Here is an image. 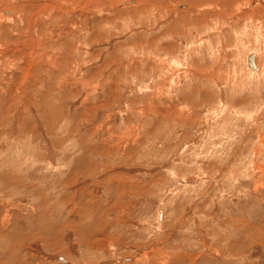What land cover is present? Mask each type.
Instances as JSON below:
<instances>
[{"label":"rangeland","instance_id":"374dc122","mask_svg":"<svg viewBox=\"0 0 264 264\" xmlns=\"http://www.w3.org/2000/svg\"><path fill=\"white\" fill-rule=\"evenodd\" d=\"M0 264H264V0H0Z\"/></svg>","mask_w":264,"mask_h":264},{"label":"water","instance_id":"95a60500","mask_svg":"<svg viewBox=\"0 0 264 264\" xmlns=\"http://www.w3.org/2000/svg\"><path fill=\"white\" fill-rule=\"evenodd\" d=\"M249 67L256 70V64H255V55H251L248 59Z\"/></svg>","mask_w":264,"mask_h":264},{"label":"bare ground","instance_id":"6f19581e","mask_svg":"<svg viewBox=\"0 0 264 264\" xmlns=\"http://www.w3.org/2000/svg\"><path fill=\"white\" fill-rule=\"evenodd\" d=\"M184 1H185V0H184ZM262 2H263V1H262ZM216 3H217V2H216ZM212 4H213V3H212ZM220 4H222V3H220ZM203 5H204V4H203ZM227 5H228V4H227ZM227 5H226V6H227ZM234 11H235V10H234ZM246 13H247V12H246ZM252 55H255V54H252ZM250 56H251V55H250ZM255 64H256V62H255ZM256 68H257L256 71H259V68L257 67V64H256ZM250 69H252V68H250ZM252 70H254V69H252Z\"/></svg>","mask_w":264,"mask_h":264}]
</instances>
